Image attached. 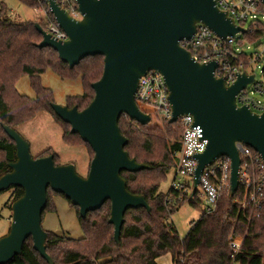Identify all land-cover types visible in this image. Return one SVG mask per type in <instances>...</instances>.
I'll return each mask as SVG.
<instances>
[{
	"label": "water",
	"instance_id": "95a60500",
	"mask_svg": "<svg viewBox=\"0 0 264 264\" xmlns=\"http://www.w3.org/2000/svg\"><path fill=\"white\" fill-rule=\"evenodd\" d=\"M76 2L82 20L72 18L55 0H49L50 14L68 40L56 41L35 24L42 36L37 47L54 50L71 70L87 58H103V75L92 85L95 96L86 109L51 104L55 115L91 148L94 157L87 176L81 177L74 165L56 166L53 156L33 158L29 143L15 129L2 125L15 142L16 161L9 165L11 172L0 178V194L19 188L23 195L11 206V227L0 239V264L21 256L29 238L40 257L54 264L47 253L48 233L42 227L49 190L78 208L82 219L110 202L109 224L114 227L117 244L127 212L151 211L146 198L131 194L122 177L123 173L149 168L130 158L125 151L128 140L119 127L122 116L141 126L151 122L136 102L139 81L149 72H158L165 80L172 110L169 123L177 124L181 117L190 116L208 141L205 152L195 156L192 195H196L204 171L226 158L231 166L229 198H234L242 170L237 145L250 148L264 163V114L237 103L255 76L242 73L227 87L223 79L215 77L216 62L199 64L180 46L195 36L198 25L208 27L222 40L245 33L219 10L216 0Z\"/></svg>",
	"mask_w": 264,
	"mask_h": 264
},
{
	"label": "trees",
	"instance_id": "16d2710c",
	"mask_svg": "<svg viewBox=\"0 0 264 264\" xmlns=\"http://www.w3.org/2000/svg\"><path fill=\"white\" fill-rule=\"evenodd\" d=\"M18 1L29 8H41L36 0ZM38 21L45 29L48 18ZM37 23L13 22L8 6L0 3V178L11 172L9 165L16 161L15 142L7 136L2 125L16 130L20 125L33 120L41 111L51 114L62 128L64 143L73 147L85 146L90 154V163L94 157L91 148L78 135H72L71 127L55 115L51 108L52 93L43 88L40 81L48 70L62 79L80 78L84 93L82 96L69 98L67 107H77L79 111H83L94 99L92 85L102 78L103 58H87L71 70L60 61L54 50L37 47L42 42V36L35 28ZM260 37L246 35L245 40ZM24 76L31 80L37 95L35 100L21 96L16 90V83ZM262 76L264 77V70ZM139 108L151 117L149 125L141 126L122 116L119 127L128 140L125 151L131 159L149 169L135 174L123 173L122 177L131 194L146 198L151 211L139 209L127 212L120 242L117 244L114 227L109 224L110 202L82 219L78 208L68 201L77 212L83 237L72 240L47 232V253L54 264H158V259L166 255L172 257L173 264H264V205L259 211L242 208L236 200L243 201V188L232 199L228 194L224 195L215 212L203 214L191 226L185 239H180L175 225L170 221L176 208L186 202L198 208L201 203L197 195L184 197V201L176 204L169 203L168 195L161 194L160 188L175 165V154L181 151L183 130L180 124L169 122L160 127L153 110L143 105H139ZM165 138L168 139L167 142ZM251 152L254 158L258 157L253 150ZM49 156H53L56 166H60L58 156L51 150L38 158ZM245 166L243 160V169ZM247 166L255 179L264 175V170H259L255 160ZM12 190L11 205L23 195V190L19 188ZM170 194L171 201L180 196L175 192ZM55 197L65 198L49 190L45 213L57 212ZM230 238L243 239L236 255L229 248ZM9 264L48 263L34 250L33 241L29 238L24 244L22 255L15 257Z\"/></svg>",
	"mask_w": 264,
	"mask_h": 264
},
{
	"label": "built area",
	"instance_id": "2783aa9c",
	"mask_svg": "<svg viewBox=\"0 0 264 264\" xmlns=\"http://www.w3.org/2000/svg\"><path fill=\"white\" fill-rule=\"evenodd\" d=\"M45 11L46 22L45 32L53 39L60 42L68 40L66 34L56 23L50 14L49 0H36ZM58 6L68 12L76 19L82 20L76 0H55ZM220 11L227 13L236 26L242 28L245 33L237 34L235 38L222 40L204 25H198L195 36L189 41H183L180 46L188 51L192 58L199 64H218L215 71L217 79H223L226 86H232L242 73L254 64H261L264 60V3L261 0H216ZM248 26V28H247ZM261 34V35H260ZM261 36L259 39L247 41L245 36ZM239 37V38H238ZM247 44L252 45V49ZM247 46V47H246ZM247 48L250 51H243ZM242 49V50H241ZM254 75V74H251ZM255 76V75H254ZM264 80V77H263ZM264 95V83L255 82L247 87L238 97V106H249L251 110L259 115L264 114V103L256 101L247 92L248 88ZM169 92L165 80L158 72H149L140 79L136 102L139 105L153 110L164 122L172 119L171 105L168 101ZM183 130L181 140V151L175 154L176 167L170 193H179L180 196L171 201V194H168L169 203L181 202L184 197L193 194V179L197 168L196 155L205 152L208 141L203 137V130L194 126V120L190 116L181 117L178 123ZM240 151L242 163L245 160L246 166L241 170L240 187L245 192V210L259 211L264 205V175L258 180L252 177L248 164L255 160L259 170H264V163L258 156L254 158L251 149L244 145H237ZM230 162L226 158L218 160L213 166L208 167L200 180L196 193L198 201L203 204V214H213L220 202L222 194L230 188ZM243 239L230 238L229 248L236 255L242 246Z\"/></svg>",
	"mask_w": 264,
	"mask_h": 264
},
{
	"label": "rangeland",
	"instance_id": "374dc122",
	"mask_svg": "<svg viewBox=\"0 0 264 264\" xmlns=\"http://www.w3.org/2000/svg\"><path fill=\"white\" fill-rule=\"evenodd\" d=\"M0 3H4L8 6L10 18L15 23L24 24L27 22H38L37 24H39L38 20H44L45 18V10L40 7L37 9L29 8L18 0H0ZM247 46H250L252 49L254 48L250 44H247ZM243 51L247 52L250 50L245 48ZM263 70L264 60L261 64L252 65L247 70V73L250 75L254 74L257 82L264 83L262 76ZM40 82L43 88L51 91L53 104L59 106H67L69 98L79 97L84 93V87L80 78L62 79L51 70L46 71L41 76ZM15 87L21 96L31 100L36 99L37 95L32 87L29 77H22L16 83ZM247 92L256 101L264 103V95L257 92L253 93V89L251 87L248 88ZM154 117H157V123L160 127L165 125L166 122H164L158 115ZM16 131L25 141L29 143L30 152L33 158L37 159L45 152L51 150L58 156L60 165H74L78 175L81 177L87 176L90 167V154L87 148L85 146L73 147L64 143L62 128L55 122L53 116L48 112H39L33 120L20 125ZM165 141L167 142L168 139L165 138ZM175 167L176 159L175 165L169 171L166 181L161 184L160 193L165 196L170 193L174 179ZM229 190L230 188L224 192L221 198L226 194L229 196ZM12 193L13 190L10 189L0 194V239L8 235L11 227ZM54 199H57V212L45 213L43 215V229L46 232H51L58 236L66 237L67 239H81L83 237V232L79 225L76 210L69 205L65 198L55 197ZM236 202L241 204L243 208L245 206V195L242 202L240 200H236ZM202 215L203 204L197 208L186 202L182 206L176 208L170 221L175 225L181 240L185 239L191 226L199 221ZM161 262L162 264H173L170 259L168 260V255L162 258Z\"/></svg>",
	"mask_w": 264,
	"mask_h": 264
},
{
	"label": "crops",
	"instance_id": "0c3cea01",
	"mask_svg": "<svg viewBox=\"0 0 264 264\" xmlns=\"http://www.w3.org/2000/svg\"><path fill=\"white\" fill-rule=\"evenodd\" d=\"M56 200L57 199H54V204H55V206H56V209L58 208L57 207V202H56ZM51 233V232H50ZM54 234V233H53ZM56 235V234H55ZM58 236V235H57ZM167 256V255H166ZM165 257V256H164ZM164 257H162V258H164ZM162 258H160V259H158V264H162V262H161V260H162ZM170 259V261H172V257L170 256V255H168V260Z\"/></svg>",
	"mask_w": 264,
	"mask_h": 264
}]
</instances>
